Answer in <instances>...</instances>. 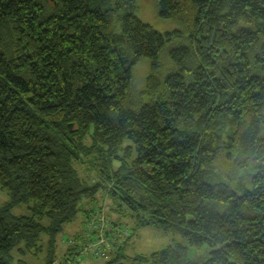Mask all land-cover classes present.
<instances>
[{
    "label": "trees",
    "instance_id": "trees-1",
    "mask_svg": "<svg viewBox=\"0 0 264 264\" xmlns=\"http://www.w3.org/2000/svg\"><path fill=\"white\" fill-rule=\"evenodd\" d=\"M109 1L0 0V264H54L110 186L111 214L183 243L107 264H264V0H155L183 27L166 34L135 0L117 33ZM181 36L134 102V67Z\"/></svg>",
    "mask_w": 264,
    "mask_h": 264
},
{
    "label": "rangeland",
    "instance_id": "rangeland-1",
    "mask_svg": "<svg viewBox=\"0 0 264 264\" xmlns=\"http://www.w3.org/2000/svg\"><path fill=\"white\" fill-rule=\"evenodd\" d=\"M136 8L135 13L137 17H139L145 24L152 26L156 31L166 34V33H174L175 31L182 30L183 27L174 20L171 19H162L159 15V6L155 0H135L133 3ZM109 8L116 11L114 14V22L117 33H121L122 31V22L120 20V16L123 15L126 11L131 10L130 4L126 3L125 0H110ZM188 45V38L186 36H181L177 38H172V40L164 47L159 55L158 67L154 69L153 62L150 60H143L133 69V91H132V100L134 102H139L141 97V92L146 88V80L147 78H152V76H156L159 79H165L171 73L177 71L178 66L171 58V52L175 49H179L180 47ZM152 81L154 79L152 78ZM143 91L142 94H144ZM145 102H150L146 100ZM134 147V143L130 140H126L123 147ZM136 156V151L134 153V157ZM118 165V164H117ZM111 191V186L107 188V190H102L97 195V203L92 204L85 202L86 205L75 218L73 222L66 225L63 233L59 236V241L57 243V260L54 264H63L66 261L65 255L70 249L71 242L74 241L76 246H79L82 242H85V231L88 229L89 220L93 217L95 211H100L106 214L108 217L109 223L111 227L117 226H125L127 229L129 228L130 237H120L117 241L121 246L124 242H127L126 248V257L128 260H132V258L143 256L150 257L154 253L168 247V246H176L178 244L183 243V239L181 236L173 234L168 231H164L161 229H156L153 227H140L137 225L136 221L131 220L130 218H120L116 214H111V201L109 199V195ZM9 195L7 192L3 191L0 186V207L5 206L9 201ZM92 208V209H91ZM94 208V209H93ZM84 210L90 211V213H86ZM27 206H21L15 208L13 213L15 215H22L28 213ZM79 236L78 241H75V238ZM121 244V245H120ZM126 244V243H125ZM114 250V249H113ZM209 255L208 251H203L201 253L195 254L192 256L193 260L196 261H204ZM115 254L109 253L107 256L103 258H84L78 257L74 264H107L110 262ZM45 255L40 256V260L31 259L32 264H43V260Z\"/></svg>",
    "mask_w": 264,
    "mask_h": 264
},
{
    "label": "built area",
    "instance_id": "built-area-1",
    "mask_svg": "<svg viewBox=\"0 0 264 264\" xmlns=\"http://www.w3.org/2000/svg\"><path fill=\"white\" fill-rule=\"evenodd\" d=\"M94 214L85 231V242H82L77 253L69 255L63 264H74L78 257L103 258L115 249L120 237L130 236V231L125 227H111L103 212L95 211ZM71 245L74 246L75 242L72 241Z\"/></svg>",
    "mask_w": 264,
    "mask_h": 264
}]
</instances>
